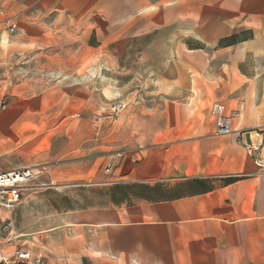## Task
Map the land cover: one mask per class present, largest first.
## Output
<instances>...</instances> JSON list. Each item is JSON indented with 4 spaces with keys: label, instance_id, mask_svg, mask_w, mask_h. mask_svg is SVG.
<instances>
[{
    "label": "crops",
    "instance_id": "obj_1",
    "mask_svg": "<svg viewBox=\"0 0 264 264\" xmlns=\"http://www.w3.org/2000/svg\"><path fill=\"white\" fill-rule=\"evenodd\" d=\"M162 19L176 26L169 45L153 51L165 59L124 78L120 89L107 77L115 98H104L93 35L97 42L100 31L130 40L162 35ZM83 35L79 59L61 61ZM87 51L92 68L82 75ZM23 54L25 63H12ZM8 60L18 68L0 128L35 136L27 150L48 141L22 168L51 171V183L106 190L101 202L67 210L49 230L48 251L52 235L59 239L57 257L40 253L50 264H264V170L244 147L264 138V0H0V65ZM113 99L126 107L95 124ZM214 103L231 117L230 134H217ZM160 184L164 196L142 190ZM116 186L130 189L121 202Z\"/></svg>",
    "mask_w": 264,
    "mask_h": 264
},
{
    "label": "rangeland",
    "instance_id": "obj_2",
    "mask_svg": "<svg viewBox=\"0 0 264 264\" xmlns=\"http://www.w3.org/2000/svg\"><path fill=\"white\" fill-rule=\"evenodd\" d=\"M165 8V7H164ZM165 14V13H164ZM163 22V23H162ZM163 26L166 30L159 29L160 31H165L160 35V33L150 34L147 37L142 39H123V38H107L104 36L103 32H99V39L92 37L90 40V45L93 47L98 46V60L94 59L93 62L98 63V71H93V74L99 78L101 85L100 89H105L104 98L112 99L115 98L113 93L114 91L112 88L106 86V78L110 77L111 79H119V82H116L115 89H120L122 87V80L124 78H128L132 76L133 78H139L141 74H143L145 66H153V62L155 63L154 67H157L158 64L156 59L160 56V58L165 59L164 56H155L154 52L161 51L169 45V41L166 37H170L171 33H174L176 30V26L167 24L163 21L158 23V28ZM9 27H14L15 32L17 31L18 24L17 23H10ZM180 31L185 29V26L180 25ZM159 31V32H160ZM83 33L85 31L83 30ZM160 35V36H159ZM165 37L159 38V37ZM85 35L78 41L79 47L64 53L61 61L66 62H75L76 59H79L80 52H78L77 58L75 59L74 53L80 49V46L84 45L82 42L84 40ZM87 42V41H86ZM124 46H131L133 48H143L145 54H126L122 55L121 52L117 53L116 55L108 54L107 50H113L117 47L119 49L123 48ZM157 47V49H154ZM27 47H24L26 50ZM154 51V52H153ZM151 53V55L149 54ZM115 57V60H114ZM18 58V60L15 59ZM58 59V58H56ZM82 69L80 70L79 74H87L89 73V69L92 68V54L90 51L86 53H82ZM153 59H155L153 61ZM96 60V61H95ZM8 65H5L4 68L0 65V79H7V84H0V117L9 116L12 108L9 105L11 93L13 92V87L15 82H11V74L16 72L17 66L12 67L10 66V60H8ZM20 65L22 62L27 61V54H23L21 56L14 55L12 57V63H16ZM109 62V64H108ZM115 66V70L113 68V64ZM117 63L121 64V69L124 66L131 67L132 73L128 70H121L118 68ZM135 69V70H134ZM3 70V71H2ZM4 75V76H3ZM114 84V83H113ZM120 91V97L123 98L122 91ZM109 101V100H108ZM116 101V99L111 100ZM0 118V120H1ZM74 125V124H73ZM41 127L44 124L40 125ZM26 127H34L37 129L39 126H26ZM39 127L38 129H40ZM14 128L9 125L7 129L4 131L0 128V169L5 171L6 169L12 168H22L29 164H34L36 162V154L41 150L45 149L48 146V141H46L43 145H41L36 150H27L26 147L30 146V142L35 138V136L31 137L29 135L18 134L15 135L12 133ZM38 174L31 182L32 188L26 193L24 200L22 203L14 210L13 214H6L0 212V217H13L15 224L14 230L11 234L10 231H2L0 221V249H5L6 251L12 250L16 247L17 244H26L31 249L38 253H47L51 256L57 257L59 245H58V236L57 233L52 235L54 238H51L50 243L52 244L50 251L45 246V240L48 239L47 235L51 228L58 227L62 221L65 219L64 212L67 210H73L78 207H88L91 205H96L101 202L100 197L105 195L106 190H101L100 188L96 189L94 187L89 186L88 184H77L76 182H68V185L65 186V182L59 183H51L50 176L52 172L49 170H44L43 167L37 168ZM41 171V172H40ZM147 186V185H145ZM148 195L151 196H164L167 194L168 189L166 184H160L155 189H148L145 187L144 189ZM129 192L127 189L124 190L123 186L121 188L115 190V196H118L120 201L123 200L124 196ZM117 199V198H116ZM117 201V200H116ZM105 202V199L103 200ZM57 232V231H56ZM11 234V235H10ZM8 237H13L12 241H8ZM17 237L16 239H14Z\"/></svg>",
    "mask_w": 264,
    "mask_h": 264
},
{
    "label": "built area",
    "instance_id": "obj_3",
    "mask_svg": "<svg viewBox=\"0 0 264 264\" xmlns=\"http://www.w3.org/2000/svg\"><path fill=\"white\" fill-rule=\"evenodd\" d=\"M9 32L15 33L14 27H9ZM126 104L122 101H114L108 109L93 116L95 124H101L106 119L115 118ZM211 114L215 119L217 134L227 135L231 131V117L226 113L225 106L221 103H214L211 107ZM248 155L254 158L257 166L264 170V138L258 142L244 143ZM113 168V162L107 167L109 173ZM39 171L36 168H16L12 170H0V212L12 215L14 210L22 203L26 193L32 188L31 182ZM2 231L14 230L15 221L13 217L1 218ZM10 234V235H11ZM15 237L14 239H16ZM13 237H8L12 241ZM0 264H50L48 259L40 253H35L26 244H17L12 250L0 249ZM55 264H67L56 262Z\"/></svg>",
    "mask_w": 264,
    "mask_h": 264
},
{
    "label": "trees",
    "instance_id": "obj_4",
    "mask_svg": "<svg viewBox=\"0 0 264 264\" xmlns=\"http://www.w3.org/2000/svg\"><path fill=\"white\" fill-rule=\"evenodd\" d=\"M236 38H232V39H229V40H226V41H223L222 43H234V42H236ZM232 181H234V179H229L228 180V182H232ZM145 187H147L148 189H155V188H157L156 186H154V187H150V186H145V185H143L142 186V190L146 193V191L144 190L145 189ZM119 188H121V186H116V188H115V190L116 189H119ZM123 189L124 190H126L127 191V189L130 191V189L127 187V188H125V187H123ZM115 195H117V194H115ZM116 198L118 199V196H116ZM118 201H120V199H118ZM121 202V201H120Z\"/></svg>",
    "mask_w": 264,
    "mask_h": 264
}]
</instances>
